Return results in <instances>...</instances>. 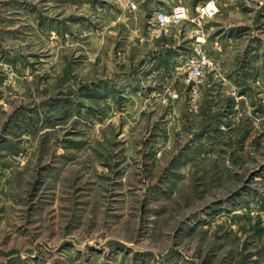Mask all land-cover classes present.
<instances>
[{"label": "rangeland", "instance_id": "rangeland-1", "mask_svg": "<svg viewBox=\"0 0 264 264\" xmlns=\"http://www.w3.org/2000/svg\"><path fill=\"white\" fill-rule=\"evenodd\" d=\"M78 1L0 0V264H264V0Z\"/></svg>", "mask_w": 264, "mask_h": 264}, {"label": "crops", "instance_id": "crops-1", "mask_svg": "<svg viewBox=\"0 0 264 264\" xmlns=\"http://www.w3.org/2000/svg\"><path fill=\"white\" fill-rule=\"evenodd\" d=\"M121 3H123L124 7L127 8V13H128V16H126V10L123 9V16H124V22H126V17L128 18L129 22L132 18V10L131 9H128L129 5L128 3L131 1V0H119ZM129 1V2H128ZM137 4V9L136 10H141V11H144V12H155L157 10H169L171 7L175 6V5H179V4H183L186 6V9H187V12H188V15H191V13L193 12V10H197L198 6L204 2V0H134ZM78 2H80V4L83 6L87 5L88 7H91L92 9H94V12H95V8L97 7H100V6H111V2L112 0H79ZM116 2V1H115ZM116 9V8H115ZM135 10V9H134ZM110 11V10H108ZM96 13V12H95ZM115 11H111V12H108V13H104L102 14L103 15V18L107 17L109 20H110V17L112 18L111 19V22H113V27L116 26V21H114V17L115 16ZM121 14V10L118 12V15L120 16ZM117 15V16H118ZM101 16V15H99ZM114 18V19H113ZM118 18V17H117ZM118 21L120 20L119 18L117 19ZM126 24V23H125ZM195 26L192 24V23H189L187 21H185L183 23V37H188L190 36L189 34L191 33L192 31V28H194ZM212 26H210L211 28ZM215 27L219 28V29H223L224 28V25L222 23H215ZM227 30L228 28L231 29L230 25L229 26H226ZM238 25H233V29H231V31H236L239 30L238 29ZM224 30L222 31H217L216 33H223ZM174 36L176 35L173 34ZM218 35V34H216ZM239 31L238 33L235 35L236 39L238 38L239 36ZM189 43V39L187 41ZM180 44L181 42L178 41L174 44H162L160 46V48L157 50L156 52V56L157 58H167L168 60H173V59H177L179 58V53H180Z\"/></svg>", "mask_w": 264, "mask_h": 264}, {"label": "built area", "instance_id": "built-area-1", "mask_svg": "<svg viewBox=\"0 0 264 264\" xmlns=\"http://www.w3.org/2000/svg\"><path fill=\"white\" fill-rule=\"evenodd\" d=\"M217 11L215 0H205L197 8V15H212ZM188 19L186 6L183 4L175 5L169 10H157L154 12V20L163 32L168 31V25L178 24ZM197 42H204L205 37L200 34L195 37ZM211 60L208 54L202 49H196V53L191 57L188 69L185 73V81L190 84L193 91L203 84L205 80L204 66L210 65Z\"/></svg>", "mask_w": 264, "mask_h": 264}, {"label": "water", "instance_id": "water-1", "mask_svg": "<svg viewBox=\"0 0 264 264\" xmlns=\"http://www.w3.org/2000/svg\"><path fill=\"white\" fill-rule=\"evenodd\" d=\"M134 248L137 249V250H140L141 249L140 247H137V246H134Z\"/></svg>", "mask_w": 264, "mask_h": 264}]
</instances>
